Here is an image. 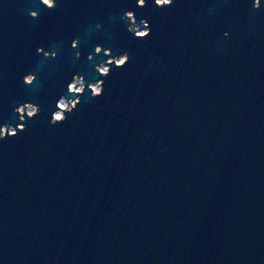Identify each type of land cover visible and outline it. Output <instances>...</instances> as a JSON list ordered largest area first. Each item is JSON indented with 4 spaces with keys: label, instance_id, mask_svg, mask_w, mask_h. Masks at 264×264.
Wrapping results in <instances>:
<instances>
[{
    "label": "water",
    "instance_id": "1",
    "mask_svg": "<svg viewBox=\"0 0 264 264\" xmlns=\"http://www.w3.org/2000/svg\"><path fill=\"white\" fill-rule=\"evenodd\" d=\"M252 5L0 0V124L41 109L0 141V264H264V0ZM50 45L55 59L37 54ZM97 45L128 64L52 126L74 74L100 79Z\"/></svg>",
    "mask_w": 264,
    "mask_h": 264
},
{
    "label": "clouds",
    "instance_id": "2",
    "mask_svg": "<svg viewBox=\"0 0 264 264\" xmlns=\"http://www.w3.org/2000/svg\"><path fill=\"white\" fill-rule=\"evenodd\" d=\"M138 7H145L147 0H136ZM175 0H154V5L157 8L165 9L174 4ZM58 0H40V4L46 7L48 10H53L57 7ZM253 9L259 10L262 6V0H253ZM33 19L38 18L37 11H31L29 13ZM120 19L127 24V30L133 34L136 39L144 40L151 34V27L146 19H140L139 22L136 19V15L133 11H126L120 17ZM97 29L101 28L100 24L96 25ZM88 31L87 29L85 30ZM227 36V33H225ZM79 45V37L72 40L71 47L76 49ZM51 50H45L42 47H38L36 52L38 55H42L45 59H55L58 49L54 45H50ZM95 55H103L107 57L106 60L95 64L93 71L100 79L85 81L84 76L80 74H74L71 82L67 84L66 93L61 95L55 104V111L51 113L50 124L52 126L64 123L68 116L73 113L80 105L81 98L86 92L90 93V98H99L105 92V79L111 74L112 66L116 68H123L129 62V53L127 51L122 52L119 55H113L111 49H105L102 45H97L94 48V53H90L88 60L94 59ZM76 59L80 58V53L77 52ZM37 77L33 72L22 77L23 84L25 86H32ZM13 112L17 115L20 123L18 124H0V141L8 140L16 137L20 132L27 130V121L34 119L40 114V107L31 102H25L18 107L13 108Z\"/></svg>",
    "mask_w": 264,
    "mask_h": 264
}]
</instances>
